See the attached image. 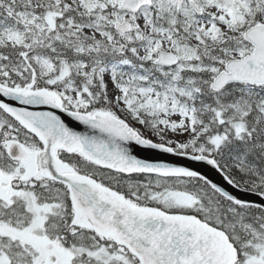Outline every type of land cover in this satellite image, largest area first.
Wrapping results in <instances>:
<instances>
[{
    "label": "snow or ice",
    "instance_id": "6c2138e0",
    "mask_svg": "<svg viewBox=\"0 0 264 264\" xmlns=\"http://www.w3.org/2000/svg\"><path fill=\"white\" fill-rule=\"evenodd\" d=\"M0 264H264V0H0Z\"/></svg>",
    "mask_w": 264,
    "mask_h": 264
}]
</instances>
